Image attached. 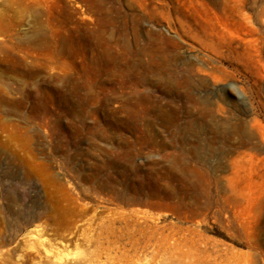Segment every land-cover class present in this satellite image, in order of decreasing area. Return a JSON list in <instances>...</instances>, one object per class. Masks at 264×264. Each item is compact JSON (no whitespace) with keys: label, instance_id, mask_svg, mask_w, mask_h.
Listing matches in <instances>:
<instances>
[{"label":"rangeland","instance_id":"rangeland-1","mask_svg":"<svg viewBox=\"0 0 264 264\" xmlns=\"http://www.w3.org/2000/svg\"><path fill=\"white\" fill-rule=\"evenodd\" d=\"M0 264H264V0H0Z\"/></svg>","mask_w":264,"mask_h":264},{"label":"bare ground","instance_id":"bare-ground-1","mask_svg":"<svg viewBox=\"0 0 264 264\" xmlns=\"http://www.w3.org/2000/svg\"><path fill=\"white\" fill-rule=\"evenodd\" d=\"M46 253H48V252H46ZM59 256V255H58ZM56 257V256H55ZM61 257V256H60ZM55 259V258H54ZM61 260V259H60Z\"/></svg>","mask_w":264,"mask_h":264}]
</instances>
